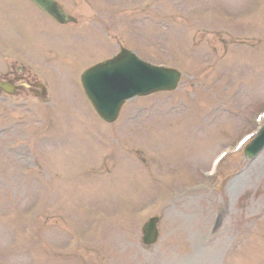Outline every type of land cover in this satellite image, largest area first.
Here are the masks:
<instances>
[{
  "label": "rangeland",
  "instance_id": "rangeland-1",
  "mask_svg": "<svg viewBox=\"0 0 264 264\" xmlns=\"http://www.w3.org/2000/svg\"><path fill=\"white\" fill-rule=\"evenodd\" d=\"M57 1L77 25L0 15V52L12 40L27 59H64L39 68L45 99L0 100V264H264V149L252 160L234 149L264 112V0ZM121 48L183 77L106 125L76 77Z\"/></svg>",
  "mask_w": 264,
  "mask_h": 264
},
{
  "label": "water",
  "instance_id": "water-1",
  "mask_svg": "<svg viewBox=\"0 0 264 264\" xmlns=\"http://www.w3.org/2000/svg\"><path fill=\"white\" fill-rule=\"evenodd\" d=\"M60 24L71 22L53 0H30ZM179 75L172 72L160 73L154 68L141 63L129 52L122 53L114 60L87 72L83 84L87 95L100 115L108 122H113L123 102L134 96L147 95L158 90L173 89ZM264 145V130L260 138L246 152L252 157ZM156 219L150 220L143 229L144 243L156 241Z\"/></svg>",
  "mask_w": 264,
  "mask_h": 264
},
{
  "label": "bare ground",
  "instance_id": "bare-ground-1",
  "mask_svg": "<svg viewBox=\"0 0 264 264\" xmlns=\"http://www.w3.org/2000/svg\"><path fill=\"white\" fill-rule=\"evenodd\" d=\"M256 171H259V177H262V176L264 177V156L260 160L257 161ZM230 196H231V194H230ZM204 233L206 236V243L211 242L213 237H214L215 232L213 230H210V229H205Z\"/></svg>",
  "mask_w": 264,
  "mask_h": 264
}]
</instances>
